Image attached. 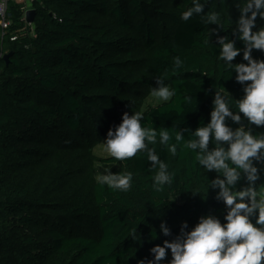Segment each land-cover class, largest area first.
I'll return each mask as SVG.
<instances>
[{"label": "trees", "instance_id": "obj_1", "mask_svg": "<svg viewBox=\"0 0 264 264\" xmlns=\"http://www.w3.org/2000/svg\"><path fill=\"white\" fill-rule=\"evenodd\" d=\"M243 5L209 0L205 13L217 19L206 23L181 19L191 0H34L29 25L26 4L10 3L11 27L0 37V49L12 55L9 64L0 59V264H147L152 247L183 238L201 217L223 222L227 209L209 188L219 173L202 168L200 149L184 143L210 123L217 91L234 112L243 97L215 42L217 32L236 39ZM157 80L175 95L146 107ZM125 112H139L142 127L157 133L145 143L168 165L171 183L162 191L153 188L159 165L147 149L123 161L97 154ZM161 131L170 141L161 142ZM176 133L183 141L172 155ZM215 146L210 140L208 150ZM97 163L115 165L112 174L131 172V188L100 184ZM170 260L168 250L159 264Z\"/></svg>", "mask_w": 264, "mask_h": 264}, {"label": "clouds", "instance_id": "obj_2", "mask_svg": "<svg viewBox=\"0 0 264 264\" xmlns=\"http://www.w3.org/2000/svg\"><path fill=\"white\" fill-rule=\"evenodd\" d=\"M208 2L191 0V7L182 13L181 19L188 21L196 15L206 23L216 21L215 13H205ZM261 22H264V0H244L232 30L236 39L219 32L215 34L219 59L236 73V82L243 85V97L235 101L234 112L231 103L226 102L228 97L217 91L210 123L198 127L194 138L184 143V147L193 152L200 149L196 160L202 168L219 173L209 188L218 189L216 199L227 209L223 222L211 215L201 217L183 238L175 242L165 240L163 246L152 247L154 260H148L147 264H159L166 258L168 250L171 252L169 264H264V189L257 191V181L264 178V133L254 135L251 128L264 127V59L253 57L254 50L264 53V23ZM237 41L243 47H237ZM238 56H242L244 62L233 64ZM174 64L177 68L183 67L179 57L175 58ZM156 83L159 87L152 89L153 96L166 101L175 95L161 80ZM142 119L139 112L131 116L125 112L122 123L114 131L109 129L104 146L118 161L147 149L148 159L154 166L159 165L153 188L162 191L163 185L171 183L168 165L159 162L158 155L153 154L154 149L146 145V140L149 144L155 143L157 133L142 127ZM229 120L239 127L233 130L227 123ZM159 135L162 143L172 138L168 131H161ZM210 140L216 145L211 151L208 150ZM175 141L177 143L168 145L172 155H176L177 145L183 141L180 133L175 134ZM97 180L109 188L127 191L131 188L132 173H98ZM183 227L187 228V224ZM160 230L165 236L170 234L164 224Z\"/></svg>", "mask_w": 264, "mask_h": 264}, {"label": "rangeland", "instance_id": "obj_3", "mask_svg": "<svg viewBox=\"0 0 264 264\" xmlns=\"http://www.w3.org/2000/svg\"><path fill=\"white\" fill-rule=\"evenodd\" d=\"M169 99H170V97H169ZM168 100H166V101H168ZM166 101L161 100L156 96L150 95L145 101V106L147 107L150 105H157V104H161V103L166 102ZM97 154L101 155L103 157H105V156L108 157L107 156L108 152H107L104 145H102L101 147H99L97 149ZM114 168H115V165H109V164H104V163H97V165H96L97 174L99 173L101 175H107V174H109V172L112 173Z\"/></svg>", "mask_w": 264, "mask_h": 264}, {"label": "built area", "instance_id": "obj_4", "mask_svg": "<svg viewBox=\"0 0 264 264\" xmlns=\"http://www.w3.org/2000/svg\"><path fill=\"white\" fill-rule=\"evenodd\" d=\"M12 1L14 0H0V28H1L0 37L2 41L5 38L6 31L11 27V22L8 20V12H9V5ZM26 9L30 10L27 5H26ZM4 56L5 53L3 52V50L0 49V59H3Z\"/></svg>", "mask_w": 264, "mask_h": 264}, {"label": "water", "instance_id": "obj_5", "mask_svg": "<svg viewBox=\"0 0 264 264\" xmlns=\"http://www.w3.org/2000/svg\"><path fill=\"white\" fill-rule=\"evenodd\" d=\"M35 17H36V11L33 9H30L26 12V19H27V23L28 24H34L35 22ZM11 54H6L4 56V61L6 62V64H9L10 62V58H11Z\"/></svg>", "mask_w": 264, "mask_h": 264}, {"label": "crops", "instance_id": "obj_6", "mask_svg": "<svg viewBox=\"0 0 264 264\" xmlns=\"http://www.w3.org/2000/svg\"><path fill=\"white\" fill-rule=\"evenodd\" d=\"M32 1L33 0H14L13 2L18 3V4H26L29 7V9H32L31 8Z\"/></svg>", "mask_w": 264, "mask_h": 264}]
</instances>
